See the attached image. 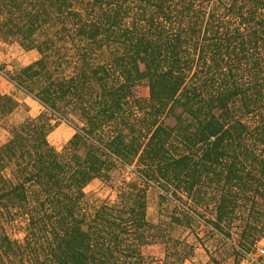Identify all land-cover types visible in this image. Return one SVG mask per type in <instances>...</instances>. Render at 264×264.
I'll return each mask as SVG.
<instances>
[{
	"label": "trees",
	"instance_id": "1",
	"mask_svg": "<svg viewBox=\"0 0 264 264\" xmlns=\"http://www.w3.org/2000/svg\"><path fill=\"white\" fill-rule=\"evenodd\" d=\"M0 45L37 52L6 80L42 107L8 125L0 93V264L190 263L152 190L211 264L264 241V0H0Z\"/></svg>",
	"mask_w": 264,
	"mask_h": 264
},
{
	"label": "rangeland",
	"instance_id": "2",
	"mask_svg": "<svg viewBox=\"0 0 264 264\" xmlns=\"http://www.w3.org/2000/svg\"><path fill=\"white\" fill-rule=\"evenodd\" d=\"M38 58L35 50L25 51L17 45L2 47L0 45V93L13 94L16 99L26 105L28 110H19L14 113L8 120V125L17 124L27 117L35 118L42 112V107L30 97L14 89V87L6 80V76L16 73L19 69L31 64ZM73 135V129L64 122H58L56 127L49 133V143L60 149ZM8 133L4 126L0 127V141L8 138ZM85 192L91 200L99 202L104 200H112L113 194L110 189L101 181L95 180L86 188ZM171 203H160L158 193L150 191L148 216L153 223H159L166 229L167 233L174 239L186 241L193 245V253L190 263L186 264H211L205 251L194 242L192 234L183 228L177 227L170 222ZM6 234L10 239L21 241L24 233L20 228L6 229ZM202 235V233H201ZM239 264H264V241H259L249 254H245Z\"/></svg>",
	"mask_w": 264,
	"mask_h": 264
}]
</instances>
